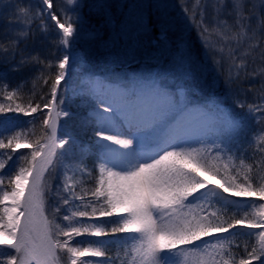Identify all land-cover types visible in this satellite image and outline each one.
Listing matches in <instances>:
<instances>
[{
  "label": "snow or ice",
  "instance_id": "snow-or-ice-1",
  "mask_svg": "<svg viewBox=\"0 0 264 264\" xmlns=\"http://www.w3.org/2000/svg\"><path fill=\"white\" fill-rule=\"evenodd\" d=\"M66 3L73 6L72 11L81 7L79 0ZM41 4L44 7L36 12L31 6L15 9L7 22L13 45L27 39L37 19L40 32L45 33L43 12L48 11L58 29V45L68 49L79 35L78 24L66 13L61 22L51 11L52 0H41ZM8 6L14 7L11 0L8 4L0 0V7ZM92 7L103 17L104 25L112 27L116 22L107 11L110 5ZM168 7L164 0L148 4L146 10L151 14L154 9L155 22L150 23L142 10L131 27L125 23L113 40L147 35L156 28V39L166 49L173 25ZM184 12L192 13L190 18L198 21V27L207 25L200 34L211 37L218 51L226 54L230 78L238 79L247 57L264 40V0H193V7H185ZM99 35L94 31L92 38ZM176 51L172 62L181 69L178 75L165 68L153 71L151 65L124 78L97 80L82 75L74 82L73 94L80 100L77 107L87 114L78 113L76 129L58 136L61 117L73 116L57 107L66 103L63 96L58 100V91L61 81L67 83L71 67L69 54H64L54 65L50 100L43 105L48 109L43 120L47 133L33 141L27 132L15 131L23 126L16 118L0 120V150H10L0 152V264H62L64 253L68 264H115L116 258L105 250L109 245L123 249L127 259H121V264H253L257 260L264 264V203L251 199L264 201V177L257 181L250 175L252 165L240 160L237 166L233 155L224 159L233 149L240 151L243 118L225 111L218 102L200 103L192 90L193 85L200 87L196 62L190 51ZM8 54L9 48L0 44V56ZM10 54L15 58V50ZM259 55L264 59V49ZM163 56L161 52L155 58L159 64L164 63ZM78 59L73 56L74 61ZM29 63L45 61L38 52L22 55L16 67ZM45 68L52 69L53 62L48 61ZM19 87L9 91L7 84L0 83V114L29 116L40 110L39 104L19 102ZM249 111L264 114V102L250 106ZM89 131L91 147L81 141V135ZM251 142L264 152V129ZM25 148L30 153L17 156L11 174L6 173L8 161ZM87 159L93 160V170L99 173L96 186L90 192L83 188L77 192L76 172L91 175L84 163ZM57 166L63 170V178L54 177L60 182L53 187L46 183L45 174ZM202 171L219 176L222 182L213 187ZM46 196L56 205L51 218ZM229 209L232 215L225 218ZM61 213L57 222L56 214ZM105 217L114 219H101ZM117 233L132 235L75 240L115 237ZM237 235L256 237L251 251L247 245L244 248L247 258L237 260L232 251L231 237ZM84 243L88 246H79Z\"/></svg>",
  "mask_w": 264,
  "mask_h": 264
},
{
  "label": "rangeland",
  "instance_id": "rangeland-1",
  "mask_svg": "<svg viewBox=\"0 0 264 264\" xmlns=\"http://www.w3.org/2000/svg\"><path fill=\"white\" fill-rule=\"evenodd\" d=\"M155 2L156 0H79L81 7L76 11H72L71 8L73 6L68 5L66 0H52L53 8L51 11L58 19L61 20V22H64L66 19V13L67 16L71 17L72 20L79 26V35L76 42L68 49H63L58 45V29L55 25V21H52L48 16V11L43 12V23L47 29L45 33L42 34L39 30L41 23L39 19L32 23L30 29L39 30V37L43 38L42 41L45 43V49L50 47V49L56 53L57 61L59 59V55H57V53L60 50H63V55L69 54L71 67L69 74L65 78L67 83H65V81H61L62 87L60 91H58L59 98L61 96L65 97L66 103L64 105L58 104L57 107H62L64 110L72 112L73 116L71 118L61 117V127L58 128L59 136L61 135V132L65 130L71 132L76 129V125L79 123V116L77 113H84L83 115L87 114L86 111L77 107L80 101L79 99L74 101L76 96L73 94L74 82L79 80L82 75L97 80L124 78L142 70L145 65H151L153 67V71H160L161 68H165L178 75L181 69L172 61L173 57L177 55V48H179L181 52L190 51L192 59L196 62L198 68L196 83H198L200 87L197 89L193 85L192 90L196 93V96L199 97V102L202 104L218 102L220 103V107L225 111L232 112L238 117L243 118L245 130L240 151L237 152L233 149V153H228L224 156L225 161H227V155H233L237 166H239L240 160H244L245 165H252L253 171L250 175L259 181L262 177H264V152L259 150V145L252 143L251 141L254 134H257L264 129V114L259 112H250V106L241 107V103L236 106L233 104V99L236 97L237 93L243 95L247 101H250V99L254 97V92L251 89L249 90L247 87L248 82H250L248 76L252 75L253 69H249L250 66H248V62L245 67L241 69V75L238 79L230 78V62L226 58V54L222 55L218 51L215 46V42L211 37L202 36L200 34L201 28L207 25H201L198 27V21L190 18L192 13L188 12L186 15L184 12L185 7L190 9L193 7V0H164V2L169 6L168 11L170 13V18L173 21L172 30L168 34V41H166V49L162 48L159 41L156 39L159 35V30L156 28H153L151 33L147 35L133 34L132 39L121 36L116 37L113 40L116 32L123 28L125 23H128L129 27H131V23L135 21V18L142 10H145L146 14L149 15V22L154 23V9L151 11V14H149L146 10V6ZM4 3L8 4L9 0H4ZM103 3L110 5V8L107 11L110 15L116 17V22L112 25V27L104 25L103 17L97 15L98 10L92 7V5H99ZM11 5H14V7H0V31L1 29H7V31L10 32L9 35L12 37V29L8 28L7 22L9 18L14 17L16 8L31 6L32 12H36L38 9L44 7L41 4V0H11ZM85 5H87V7ZM207 20L210 25L211 8L208 9ZM177 22L179 23L177 24ZM17 27V25H13V28ZM94 31L100 33L99 37L95 39L92 38ZM5 35H8L6 31H4L2 36L5 37ZM12 37L9 38L11 39ZM22 40L24 39H21L20 41ZM260 45H262V49H264V40L261 41ZM161 52L164 53L163 64H159L155 59L161 55ZM73 56H78L79 59L74 61ZM249 57H247L248 61ZM96 66L98 67L95 68ZM94 68L97 70L100 69L98 70L99 72H96ZM29 85H31V87H27L28 91L33 90L35 92L40 87L33 83H30ZM22 86L24 87L25 83L22 84ZM65 88L67 89V92L64 91ZM259 93L264 99V91ZM219 94L224 95L226 99L220 98ZM256 98L259 99L258 97ZM226 103H229L232 106ZM72 107H77L79 112L75 111L77 113H74V111L71 110ZM24 116H14L13 113H2L0 114V120L10 117L16 118L23 126L15 131L27 132L28 138L33 141L47 133L48 130L44 127L43 123L37 120L36 124L34 123L33 126L30 124L29 126L30 121L26 120ZM81 141L83 145L91 147L92 133L89 131L82 134ZM193 146L200 147V145ZM4 151L10 150H0V152ZM30 151L31 150L27 148L20 149L19 152L13 156V160L8 161V168L5 169V172L11 174L16 157L20 154L28 155ZM65 162L70 164L76 163V161L67 160ZM84 163L87 172H91V175H88L87 173L80 174L79 171L76 172L75 179L79 181L76 187L77 192H80L81 188L89 192L93 190L96 186V180L99 175L98 171L93 170L92 159H87ZM202 173L205 172L202 171L201 175H203ZM205 174L220 181V183L222 182L219 176L213 177L210 173ZM69 175H73V173L69 172ZM57 176L60 179L63 178V170H61L58 166L50 169V171L45 174L46 183L55 187V185L60 182L58 179H53ZM5 179L7 180V176ZM46 199H48L47 213L51 218L54 215L53 208L56 205L47 196ZM88 199H91V197L89 196ZM231 199L237 198L232 197ZM251 199L256 200L257 203H264V201H259L258 198ZM77 203H79V201H77ZM62 214L63 213L56 214L57 222H60ZM231 215L232 210L229 209L225 213V218H228ZM101 219L112 220L114 218L105 217ZM111 226L112 225H106L107 228H110ZM230 231L235 232L236 230ZM244 231L256 233L259 230L244 229ZM130 235L132 234L117 233L115 234V237L110 236L96 238L85 236L76 237L75 240H109L116 237H127ZM222 235L227 237L228 233H224ZM61 239L64 238L62 237ZM231 239L234 245L232 251L237 260L239 258H247V254L244 251L246 245L248 247V251H251V247L256 244L255 236L249 237L247 235H237L231 237ZM74 246L76 245L74 244ZM79 246L86 247L88 245L84 243ZM105 250L109 257L116 258L115 264H121V259H127L123 256V249L118 250L115 245H109ZM118 252L119 257L117 258ZM62 256V264H68L67 254L64 253ZM84 259L97 258L86 257ZM253 264H260V262L259 260L253 261Z\"/></svg>",
  "mask_w": 264,
  "mask_h": 264
},
{
  "label": "trees",
  "instance_id": "trees-1",
  "mask_svg": "<svg viewBox=\"0 0 264 264\" xmlns=\"http://www.w3.org/2000/svg\"><path fill=\"white\" fill-rule=\"evenodd\" d=\"M3 30L6 31L8 34L5 35V37L2 36V34L4 33ZM9 33L10 32H8L7 29H1L0 31V44H3L5 47L9 48L8 55L0 56V76L6 77V79L0 80V83L7 84L9 91L17 88V86L19 85L20 86L19 94L22 97L21 101L19 102L25 105L31 102L33 106L37 104L41 106L38 112L33 113L29 116H24L22 113H13L14 116H24L26 120L30 121L29 126L30 124L32 126L34 123L36 124L37 120L43 123V120L48 115V109L44 108L43 105L45 103H48L50 100L51 82H52V78H54L55 75L54 65L57 62L56 53L52 51L50 47L45 49L44 47L45 43H43L42 41L43 38L39 37L38 29L35 30L30 29L27 39L20 41L19 44L16 46L13 45L12 43L13 37L9 35ZM9 37L12 38L10 39ZM261 49H262V45L256 48L254 50L253 55L249 57V61H248L249 62L248 66H250L249 69L250 70L251 68L253 69L252 74L255 73V76L253 75L248 76L250 82H248L247 87L249 88V90L251 89L254 92L253 95L254 97H252L250 101H247V99L244 98L243 95L237 93L236 97L233 99L234 102L233 104L235 106L241 103L244 105L243 107H249L252 105H259L264 101L261 94L259 93L261 91H264V59L259 58ZM12 50H15L16 52L15 58H13L10 54ZM37 52L40 54L41 59H44L45 61L44 64L29 63L19 68L16 67L19 64L22 55L28 56L29 54L37 53ZM57 55H59V58H61L63 55V50H60L57 53ZM48 61L53 62L52 69L45 68V65L48 63ZM97 67L98 66H96L95 68ZM98 70L96 69V71ZM45 78L48 79L47 84L44 83ZM24 83L25 86L23 87L22 84ZM30 83L40 86L39 89H37L35 92L33 90L28 91L27 87H31V85H29ZM219 95L220 98L226 99L224 95L221 94ZM256 97H258L259 99H257ZM77 99H79L78 96L75 97L74 101H76ZM226 104L231 105L229 103ZM71 110H73L74 113H77L75 111H78V108L72 107ZM80 114H84V113H80Z\"/></svg>",
  "mask_w": 264,
  "mask_h": 264
},
{
  "label": "bare ground",
  "instance_id": "bare-ground-1",
  "mask_svg": "<svg viewBox=\"0 0 264 264\" xmlns=\"http://www.w3.org/2000/svg\"><path fill=\"white\" fill-rule=\"evenodd\" d=\"M57 135L59 136L58 131H57ZM202 174H203V176H204V178H205L206 180H210V181H211V184H212L213 186H215L216 184L220 183V181L211 178L209 175H207V174H205V173H202Z\"/></svg>",
  "mask_w": 264,
  "mask_h": 264
}]
</instances>
